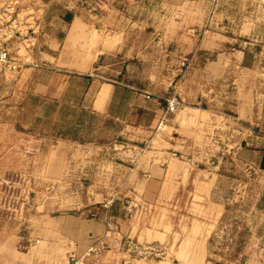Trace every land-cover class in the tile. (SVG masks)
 <instances>
[{"label":"rangeland","instance_id":"obj_1","mask_svg":"<svg viewBox=\"0 0 264 264\" xmlns=\"http://www.w3.org/2000/svg\"><path fill=\"white\" fill-rule=\"evenodd\" d=\"M69 9L90 30L65 39L50 18ZM117 33L120 50L87 74L129 87L113 100L119 120L79 131L91 140L80 147L58 138L76 127L62 106L80 107L86 88L69 71ZM37 70L49 75L43 97L29 82ZM263 121L264 0H0V244L18 237L9 262L75 264L54 218L85 210L99 166L109 174L130 164L120 155L157 153L163 187L150 213L165 227L150 244L163 254L143 259L124 245L121 264H264ZM105 226L115 240L117 223Z\"/></svg>","mask_w":264,"mask_h":264},{"label":"crops","instance_id":"obj_2","mask_svg":"<svg viewBox=\"0 0 264 264\" xmlns=\"http://www.w3.org/2000/svg\"><path fill=\"white\" fill-rule=\"evenodd\" d=\"M50 19L53 24L63 28L65 39L78 37L81 31L90 30L86 24L81 22L73 9L64 11L62 15L53 14ZM74 26L76 29L72 32ZM122 42L123 35L119 33L102 37L96 43V52L89 63L83 67H78L76 69L78 71H69L70 74L83 76L82 80L86 88L80 107L103 119L119 120L117 116L111 114L113 100L118 90H121L122 87H129L116 81L101 82L96 75H89L87 72L98 70L95 65L97 60L118 52ZM45 76L49 75L44 71L37 70L34 81L29 79V82L32 83L33 96L43 97L46 94L48 85L43 81ZM262 125L264 126V121ZM98 152V150H93L86 153L90 154L91 157H96ZM84 156L87 157L88 155ZM120 156H129L131 158L130 164L112 167L113 171L109 174L103 171L107 168L105 169L103 166L97 168L95 175L99 177V185H93L92 189L95 192L91 193L92 197L81 203L85 210L75 216L59 215L54 218V221L59 223V236L67 239L63 252L68 254L71 260L75 259L77 261L75 264H81L78 261L80 257L85 259L86 264H121V260H123L121 254L123 253L119 251L124 247L126 241L134 240L139 244L155 243L157 242L155 238L163 233L164 222L161 223L155 214L150 213V208H155L153 205L157 204V193L163 187V173L157 160L159 155L150 153L146 156L133 153ZM143 158L148 159L143 161ZM108 176L110 180H108ZM208 181V188L211 189L213 183L210 179ZM122 196H128L132 198V201L135 200L138 206L144 208V211L131 210L130 213L126 212L125 203H117V200H120ZM109 222L117 223L118 232L115 240L109 239L110 232L104 234L107 229L105 223ZM68 224L73 227L71 233L66 231ZM17 240L18 237L11 236L8 239L9 245L2 246L0 244V264H11L9 258L13 255L14 244ZM103 242H106L110 248L106 252L107 254L83 258L88 250L98 248L99 244ZM38 264H43V262L38 261ZM60 264L71 263L66 260L61 261Z\"/></svg>","mask_w":264,"mask_h":264},{"label":"trees","instance_id":"obj_3","mask_svg":"<svg viewBox=\"0 0 264 264\" xmlns=\"http://www.w3.org/2000/svg\"><path fill=\"white\" fill-rule=\"evenodd\" d=\"M57 105V102H52L50 106L52 107V109H56ZM62 108L66 109L73 115H77V119L74 123L76 127L73 126V131L68 134L61 133L57 136L62 140H69L78 144L90 143V139L77 137L78 132H95L96 130L103 129L106 125L112 122L110 120L103 119L100 116L93 114L89 110H85L81 107H76L74 105H64L62 106Z\"/></svg>","mask_w":264,"mask_h":264},{"label":"built area","instance_id":"obj_4","mask_svg":"<svg viewBox=\"0 0 264 264\" xmlns=\"http://www.w3.org/2000/svg\"><path fill=\"white\" fill-rule=\"evenodd\" d=\"M2 57L5 59L6 54L4 53ZM12 69H15V66H11ZM178 106L177 101H172L169 105L170 111H173ZM126 252L134 255L135 257H140L143 259H156L162 256V248L159 245H153V244H139L134 243L132 241H126ZM100 253L99 248H92L87 251V253L84 255L83 258L88 257H97Z\"/></svg>","mask_w":264,"mask_h":264}]
</instances>
